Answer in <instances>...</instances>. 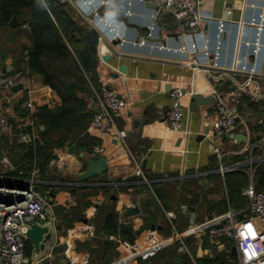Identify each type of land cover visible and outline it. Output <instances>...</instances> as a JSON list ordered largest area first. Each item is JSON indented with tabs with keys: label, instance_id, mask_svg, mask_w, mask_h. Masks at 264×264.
Instances as JSON below:
<instances>
[{
	"label": "crops",
	"instance_id": "0c3cea01",
	"mask_svg": "<svg viewBox=\"0 0 264 264\" xmlns=\"http://www.w3.org/2000/svg\"><path fill=\"white\" fill-rule=\"evenodd\" d=\"M60 1L81 28L80 35L70 32L74 42L68 45L73 54L83 46L79 42L83 31L91 28L98 33L96 82L90 81V89L75 90L82 102L76 104V115L84 119V130L77 136L69 133L65 143L53 149L45 174L39 166L42 157L27 161L28 148L32 144L37 148V140L43 144L41 131L46 129L38 124L36 112L43 106L61 107L63 96L30 68L31 28L14 16L18 25L10 24L0 33V73L23 70L27 76L22 86L0 92L11 122L10 133L0 137V183L27 188L35 182L38 189L48 187L52 197L44 195L53 205L50 213L58 217L56 208L60 206L65 211L81 208L82 219L74 226L93 223L95 237L90 241L74 239L70 244L67 233L73 226L61 224L57 218L45 234L40 252L31 241L34 253L28 257V264H59L66 260L67 251L87 257L88 264H108L120 258L119 238L105 235L103 217L110 206L118 212L120 223L153 229L164 237L172 236L174 224L184 231L229 210L237 221L248 222L251 230L264 235V222L251 212L250 200L244 194L252 181L258 191H264V0H198V29L178 21L172 13H157L150 0H109L101 15L112 20L119 32L117 37L93 20L82 0ZM221 21L226 24V32L221 56L216 59ZM153 24V41L176 48L197 40L202 47L204 33L212 40V54L200 50L185 55L136 45ZM63 80L67 87L75 83L74 77ZM244 83L258 93V100L253 102L245 96L236 108V124L222 140L223 163L230 168L223 174L204 135L216 120L218 93L225 97ZM106 85L127 99L117 118L128 131L126 144L90 127L94 114L101 110L98 94ZM174 88L185 92L184 126L180 131L170 129L167 123ZM194 93L207 101H197L191 108ZM90 114L93 116L88 122ZM236 135L245 138L238 141ZM95 144L105 148L101 155L107 158L108 168L102 175L81 181L79 176L86 170L87 160L99 155L93 153ZM23 158L33 164L31 172L20 169ZM139 166L144 175L137 174ZM94 189L99 193L94 194ZM94 206L96 213L88 218ZM134 208L139 211L131 213ZM176 242L179 250L174 257L161 254L171 245L142 259L153 261L158 257L160 264H174L175 258L181 257V264H222L229 253L239 257L237 242L231 237L213 242L206 234L187 236L189 252L181 251L180 242Z\"/></svg>",
	"mask_w": 264,
	"mask_h": 264
},
{
	"label": "built area",
	"instance_id": "2783aa9c",
	"mask_svg": "<svg viewBox=\"0 0 264 264\" xmlns=\"http://www.w3.org/2000/svg\"><path fill=\"white\" fill-rule=\"evenodd\" d=\"M144 1V0H142ZM158 8L157 13L166 11L172 13L175 18L187 24L192 29H198L200 23V13L198 11V0H150ZM87 6V11L97 23L100 22L108 32L119 35L117 27L112 20L101 15L103 6L109 5V0H82ZM27 26V24L25 25ZM154 24L150 26V31L145 38H141L136 45L149 47L153 50H172L180 54L190 55L198 53L200 50L206 55L212 54V40L202 33L204 44L201 47L197 40L191 43L182 44L176 48H170L163 43L155 42L150 37L154 36ZM226 32V24L221 21L218 27L217 44L214 55L216 59L221 56L222 39ZM26 72L17 70L11 73H0V92L14 89L19 84H23ZM219 100L216 104V120L210 128L207 136L209 150L217 157L220 164L219 170L225 174L228 169L223 163L225 153L222 146L223 136L232 130L236 124L238 114L237 106L248 96L251 101L258 100V93L254 92L249 83L240 85L237 89L229 92L225 97L218 93ZM184 91L181 88H174L171 92V108L167 113V123L170 129L180 131L184 126L185 111L182 105ZM98 102L101 110L96 112L91 121L90 127L105 134H109L114 139L127 143L128 131L121 127L118 116L127 104V99L116 92L111 86H103L98 94ZM30 107L32 103L28 104ZM11 131L10 117L6 108L0 101V137L8 135ZM248 150V147L246 148ZM105 152L102 145L95 144L93 153L101 155ZM138 175H144L141 166L137 169ZM244 194L250 200L249 208L251 212L264 222V191H258L254 182L245 189ZM97 205L99 201L95 202ZM51 200L46 197L35 182L27 188L10 187L0 183V264H28V257L25 253L26 241L29 239L28 232L32 224L38 223L45 226H53L57 216L50 213L52 209ZM94 206L88 214V218L96 213ZM173 216V213H168ZM127 223V222H124ZM134 227V226H133ZM139 234L134 242L118 240V247L123 253L118 259L108 264H133L139 259L151 256L167 246L180 242V250L189 252L185 238L190 235L209 236L213 242H219L226 237L234 238L239 248V257L234 258L231 253L227 256L226 263L222 264H264V235L256 234L250 229V224L246 221L239 222L235 218L232 210L212 219L202 222L181 231L174 224V231L171 237H164L153 229H136ZM69 243L72 240L90 241L95 237V226L87 222L83 225L73 226L67 233ZM114 239V237H113ZM71 246V245H70ZM66 260L71 264H88L87 257H81L72 251L66 252ZM59 264H66L61 262Z\"/></svg>",
	"mask_w": 264,
	"mask_h": 264
},
{
	"label": "trees",
	"instance_id": "16d2710c",
	"mask_svg": "<svg viewBox=\"0 0 264 264\" xmlns=\"http://www.w3.org/2000/svg\"><path fill=\"white\" fill-rule=\"evenodd\" d=\"M14 16H18L24 24L31 28L33 46L30 51V68L42 74L45 83L63 96L61 107L43 106L35 114L38 124L46 126V129L41 131L43 144L37 140L38 147L36 148L32 144L28 148L26 157L27 161L42 157L44 160L39 162V166L45 174L48 169V161L53 155V149L65 143L69 133L77 136L84 130L82 129L84 128V119L81 120L80 116L76 115V104L82 102L78 100L75 90L85 87L90 89V81L96 82L98 33L91 28L83 31L82 40H79L83 46L73 54L68 45L74 42L70 32H77L80 35L81 28L72 19L60 0H0V33L10 26ZM79 37L81 38V36ZM1 54L0 49V56ZM63 77H74L75 83L67 87ZM92 116L88 115V122ZM23 160L20 163V169L25 170L26 173L31 172L33 164L26 163L24 158ZM47 189L48 187H41L39 190L51 198ZM93 193L98 194L99 189H94ZM84 196L88 197V195ZM56 211L61 224L68 222L71 226H74L75 222L81 220L83 216L81 208L65 211V208L60 206L56 208ZM118 219L115 207L110 206L103 217L107 238L112 235L121 240L134 242L139 231H136L130 224L120 223ZM96 220H94L95 223ZM178 250L179 245L176 242L161 254L174 257ZM25 253L27 257H32L34 253V245L29 239L26 241ZM159 262L158 257L153 261L138 260V264H160ZM165 263L163 261V264ZM186 264H190L189 261H186Z\"/></svg>",
	"mask_w": 264,
	"mask_h": 264
},
{
	"label": "water",
	"instance_id": "95a60500",
	"mask_svg": "<svg viewBox=\"0 0 264 264\" xmlns=\"http://www.w3.org/2000/svg\"><path fill=\"white\" fill-rule=\"evenodd\" d=\"M71 1V0H70ZM74 4V3H73ZM18 18L17 17H13L12 21H11V25L16 27L18 24ZM105 60H108V56L104 57ZM67 84H70V82H68ZM22 86L21 84H19L18 86H16L15 88H18ZM172 87V86H171ZM170 88V87H169ZM169 91H171V89H168ZM185 93V92H184ZM171 95V94H170ZM197 101H207L205 99V97H203L201 94L198 93H194L192 95V104H191V108L194 107V105L196 104ZM210 131V129L207 130V133ZM206 133V134H207ZM206 134L204 135V137H206ZM238 141H242L244 140L245 136H240V135H236L234 136ZM108 160L105 156L103 155H98L94 158H89L87 160V168L86 170L79 176V179L81 181L84 180H88V179H92L96 176L102 175L106 172L107 168H108ZM157 206L159 207V202L156 203ZM138 212L139 209L138 208H134L133 210H131V213H135ZM49 231L48 226L42 225V224H38V223H34L32 224V227L30 228L29 232H28V237L30 239V241H32L35 245V248L37 250V252H40L41 250V244H42V240L45 236V234H47ZM184 261V258L181 257H176L174 260V264H181ZM64 263H68L67 260L64 261Z\"/></svg>",
	"mask_w": 264,
	"mask_h": 264
},
{
	"label": "rangeland",
	"instance_id": "374dc122",
	"mask_svg": "<svg viewBox=\"0 0 264 264\" xmlns=\"http://www.w3.org/2000/svg\"><path fill=\"white\" fill-rule=\"evenodd\" d=\"M1 43H2V41H1V37H0V47L2 46V44H1ZM0 49H2V48H0Z\"/></svg>",
	"mask_w": 264,
	"mask_h": 264
},
{
	"label": "clouds",
	"instance_id": "9594fccd",
	"mask_svg": "<svg viewBox=\"0 0 264 264\" xmlns=\"http://www.w3.org/2000/svg\"><path fill=\"white\" fill-rule=\"evenodd\" d=\"M111 15V14H110Z\"/></svg>",
	"mask_w": 264,
	"mask_h": 264
}]
</instances>
